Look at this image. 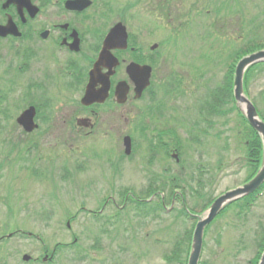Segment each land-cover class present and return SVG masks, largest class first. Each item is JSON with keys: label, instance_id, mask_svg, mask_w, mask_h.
Listing matches in <instances>:
<instances>
[{"label": "flooded vegetation", "instance_id": "1", "mask_svg": "<svg viewBox=\"0 0 264 264\" xmlns=\"http://www.w3.org/2000/svg\"><path fill=\"white\" fill-rule=\"evenodd\" d=\"M66 1L0 0V25L9 20L15 26L12 30L20 33L0 36V57L4 58L2 62L5 63L0 69V81L5 80L6 74L13 71L15 74L9 78L11 85L22 88V76L28 72L27 86L39 96L27 104L34 105L36 109V128L31 132H24L22 125L17 122L22 108L14 122L6 124L11 118L4 103L6 99H1L3 105L0 103V116L5 124H0V144L3 148L0 168L8 167L10 173L15 169L14 178H0L3 217H9L8 222L2 220L0 225V264L55 263L61 252L71 250H79L74 252L80 257L78 261L94 262L103 260L101 254L107 249L110 258L106 259L109 260L106 264H118L115 257L119 243V223L125 224L124 230L128 232L133 224L135 203H129V195L137 201H144V194L150 186H163L169 182L165 159L167 155L173 157L172 154L180 153V136L185 134L196 137L203 133L202 137H207L199 127L198 119L189 127L186 118L192 111L203 116L206 113L204 104L195 103L191 110L186 106L181 116L179 109L181 105L187 104L185 101L171 104L165 100L162 103L150 97L148 89L143 90L140 98H135L134 83L126 71L128 63L151 65L152 78L158 60L132 44L131 34L129 47L110 48L109 58L98 65L91 79L103 41L119 21L118 12L112 3L105 1L91 0L82 9H67ZM113 58L118 60L115 65ZM13 62H17V69ZM90 80L93 89L91 97L97 100L92 103L90 100V104L83 105L81 98ZM121 81L128 84L124 103H119L115 97L116 86ZM106 86L107 92L103 90ZM62 89L66 96H60ZM2 92L6 93L4 87L0 94ZM38 92L49 93L51 97L46 98ZM157 102H160L159 106ZM206 104L209 106L207 117L211 120L214 117L213 100L207 99ZM23 135L29 137L28 142H32L35 149L40 148V145H36L38 141L33 140L38 136L71 139L70 143L69 140L59 143L69 144L73 151L74 145L78 143L80 162L72 164L63 161L59 165L50 164L47 169L51 170L52 175L55 173L56 177L62 174L59 176L61 184L58 193H53V199L69 201V194L66 193L71 183L79 185L83 198L75 214L63 208L52 217L43 216L42 223L47 225L43 230L49 232L46 237L35 226L21 225L23 193L22 183L19 182L21 178L16 169H20L23 160ZM126 135L131 138L132 158L129 164L132 166L123 165L125 157L119 156L116 143L117 138L123 139ZM170 135L176 141L171 146L165 141ZM140 136H143L141 140L146 144L144 147L137 145ZM158 153L162 155L156 159ZM146 156L148 161L143 162ZM93 168L97 169V178L92 177L93 172L90 173ZM123 170L130 177L138 179L137 185H144L140 197H136L132 190H129V195H123L124 189L119 187V176ZM75 175L79 177L73 178ZM90 193L92 200L87 199ZM160 200L165 207L163 195ZM60 213L63 220L59 224L56 215ZM77 217H80L79 230L83 235L87 232L91 237L89 241L86 236L83 237L90 242V246L85 240L82 243V238L76 235L74 229ZM61 231L72 241H56L55 237Z\"/></svg>", "mask_w": 264, "mask_h": 264}, {"label": "rangeland", "instance_id": "2", "mask_svg": "<svg viewBox=\"0 0 264 264\" xmlns=\"http://www.w3.org/2000/svg\"><path fill=\"white\" fill-rule=\"evenodd\" d=\"M113 1L117 12L124 9L128 3H132L128 11L122 10L123 16L126 15L124 22L128 31L134 36V41H138L137 45L140 49L158 60L148 94L162 103L165 100L171 104L187 102L186 105L180 106L181 116L193 102L204 104L206 113L203 116L192 111L189 116L186 115V118L189 127H192L198 119L201 131L204 130L205 135H209L208 138L202 137V133L196 137H199L197 144V141L193 142L189 139L193 137L183 134L179 138L182 145L179 162L176 163L169 155L165 159V162L170 163L168 172L182 177V181L174 180L181 184L176 190L184 193L186 204L199 214L203 211L208 199L241 185L251 173L250 167L244 160L245 138L244 134L239 132L240 118L235 112L222 117L215 116V127H213L214 118L211 117L210 120L207 117L209 106L206 100L208 90L219 89L227 82L228 71L234 59L231 55L234 56L236 51L247 48L252 40L257 43L264 42V0H171L166 9L158 7L162 0ZM154 4H157L155 9H153ZM153 42H157L158 47L150 51L149 46ZM2 60L4 58L0 57V69L5 64ZM17 65V62H13L15 69ZM13 74L15 73L10 71L6 74L7 78L0 81V91L3 87L6 91L0 94V103L3 105L1 99H6L4 103L11 117L6 124L13 123L19 109H23L39 97L30 86H27L28 72H24L22 76V83L20 82L22 88L15 84L11 85L9 78L13 77ZM12 81L15 83L14 79ZM249 82L248 96L251 99L257 98V104L259 102L264 107L261 102V91L264 90V68L254 70ZM60 91V96H66L63 89ZM42 95L46 98L51 97L49 93ZM230 105V103L222 104V108H230ZM227 119L229 123L222 124ZM2 123L4 124V121L0 116V124ZM26 136L23 135V145H25L22 151L23 171L17 173L21 178L19 182L22 183L23 193L21 225L35 226L39 233L46 237L49 232L43 230V227H47L42 223L43 216L52 217L58 210L68 207L72 212L83 198V195H80L79 185L71 183L66 193V195L69 194V201L53 199V193H58V186L61 184L59 176L62 174L59 173L56 177L55 173L51 174V170L48 172L47 167L50 168V164L54 165V163L59 165L63 161L77 163L81 161V158L77 148L78 143L74 145V151L71 147L69 148V144L59 143L64 140H69L70 143L71 139L38 136L33 140L38 141L36 145H40V148L35 149L32 142H28L29 137ZM138 139L140 140L137 145L144 147L146 144L144 140H141L143 136ZM165 141L169 146L176 143L171 135L166 137ZM116 143L120 156L123 153L122 141L117 138ZM1 148L0 144V163L3 154V148ZM161 155L158 153L156 159ZM147 161L146 156L143 162ZM126 163L129 164L124 161L123 165L127 166ZM129 166L132 165L129 164ZM30 167H33L34 171L31 172ZM39 167L42 168L39 169ZM11 172L12 175L8 167H1L0 178L10 176L14 178V170ZM92 172L94 174L92 177L97 178V169L93 168L90 173ZM123 172L124 170L119 176L121 179L119 187L134 189L139 193L144 185H137L139 181L136 177H130L127 172L123 175ZM75 177L79 176H73ZM163 194L167 199V209L160 208L144 216L134 212L133 224L129 232L124 230L125 224L119 223V243L115 257L118 263L185 264L194 221L191 218L188 219V216L179 217L177 214L179 208H182L178 195L171 208L173 211L168 210L170 206L168 202L170 203L171 199L170 188H166ZM199 195H202V199L197 198ZM92 197L90 193L87 199L92 200ZM197 200L198 204H194ZM3 209L4 206L0 202V225L2 220L9 221V217H3ZM56 220L59 224L61 223L62 213L56 215ZM87 220L91 222L90 219ZM75 225L80 233L74 230L79 239L82 238V243L85 240L84 236L89 241L90 235L87 232L83 235L79 230L80 221H77ZM55 240L70 242L72 239H68L67 234L61 231L56 235ZM262 240H264V194L259 196L252 206L243 210H240L237 205L230 207L211 223L205 233L198 264H253L254 258L262 252ZM88 243L90 246V242ZM181 249L185 251L179 253ZM78 251L61 252L57 261L52 264H106L109 262V260L106 261L110 258L107 254L109 249L101 254L103 260L94 262L78 261L80 257L74 254Z\"/></svg>", "mask_w": 264, "mask_h": 264}, {"label": "water", "instance_id": "3", "mask_svg": "<svg viewBox=\"0 0 264 264\" xmlns=\"http://www.w3.org/2000/svg\"><path fill=\"white\" fill-rule=\"evenodd\" d=\"M89 2L90 0H70L67 2L66 6L68 8L82 9L83 7L87 6ZM12 29L13 27L11 26V24L0 26V35L4 36L9 32H13ZM126 45H127V34H126L125 26L122 25V23H117L106 36L102 52L100 53V57L95 64V68L92 71L91 79H93L94 77L93 75L98 69V65L102 64L105 59L109 58L108 56L110 55L109 48L115 46L119 48H125ZM113 59L115 65L117 63V60L115 58ZM263 61H264V49H260L258 51L243 56L237 62V65L235 67V75H234V97L242 113L248 120L249 124L260 135L264 145V121L259 117L255 106L250 101V99L244 94L243 91V77L245 71L251 65ZM150 69L151 68L149 66H139L134 63L128 65L127 70L130 73V75L133 77L137 74V77L135 78V83H136L135 90L137 93L136 96H139L141 90L148 85L149 77H150ZM90 84L87 87L86 94L82 99L83 103H89L90 100H92L91 95L93 90ZM122 88H123V84H119L117 86V91H116V96L118 97V100L120 102H123L126 98V91H125L126 89L125 88L122 89ZM106 89L107 86L104 88V91ZM33 116H34V107H30L22 112V114L18 117L17 121L20 124H22L25 130L31 131L35 127V124L33 122ZM125 145H126L125 152L129 153L130 152L129 137L125 138ZM263 181H264V159L257 173L252 179L244 183L242 186L224 192L211 203V205L204 212V214L199 217L195 225L191 250L187 264H197L198 262L202 247L203 232L206 225H208L227 204L231 203L232 201L244 195L253 192L262 184ZM258 264H264V251L262 252Z\"/></svg>", "mask_w": 264, "mask_h": 264}, {"label": "trees", "instance_id": "4", "mask_svg": "<svg viewBox=\"0 0 264 264\" xmlns=\"http://www.w3.org/2000/svg\"><path fill=\"white\" fill-rule=\"evenodd\" d=\"M170 3H171V0H162L158 4V7L161 9H166L170 5ZM260 48H264V42L257 43L256 41L252 40L250 41V44L247 46V48L236 51L234 56L231 55V57L234 59H233V64H231L230 69L228 71L227 82L225 83L224 86H221V88L214 89L215 105L222 101L229 100L231 104L230 111H233L236 108L233 105L234 99H233V94H232V79H233L235 63L241 56L247 53H250L254 50L260 49ZM257 68H264V62L251 66L246 72L245 77H244V88H245L246 93H248V90H249V83H250L249 81L251 78V73ZM253 102L256 105L260 116L264 119V107H262L259 104V102H258L259 105L257 104V98L253 99ZM261 102L264 104V90L261 91ZM237 115L239 116L240 123H241L240 125L238 123V125L241 126L243 130L244 138H245V142H244V145H245L244 147H245V152H246L245 155L247 157V162L251 166L250 167V170L252 171L251 175H253L255 171L257 170V168L259 167V165L261 164V161L263 159V145H262L260 137L258 136L256 131L247 123L246 119L243 118V116L239 112L237 113ZM244 123H245V126H244ZM251 175L248 178H250ZM263 192H264V183L254 193H251L250 195L239 199L235 203V206L237 205L240 210H243L244 208H247L248 206H252L254 202L256 201L257 196H259V194H263ZM261 246H262L261 248L262 250L264 247V240L261 241ZM184 251H185L184 249H181L179 250V253H182ZM259 256H260V252L257 254V256L252 261L253 264H257ZM185 262H186V258H185Z\"/></svg>", "mask_w": 264, "mask_h": 264}]
</instances>
